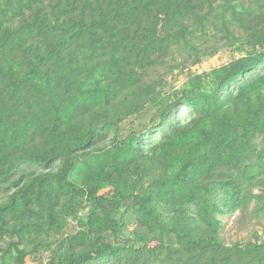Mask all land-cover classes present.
Segmentation results:
<instances>
[{
	"label": "trees",
	"instance_id": "obj_1",
	"mask_svg": "<svg viewBox=\"0 0 264 264\" xmlns=\"http://www.w3.org/2000/svg\"><path fill=\"white\" fill-rule=\"evenodd\" d=\"M235 214L264 217V0H0V264H264Z\"/></svg>",
	"mask_w": 264,
	"mask_h": 264
},
{
	"label": "rangeland",
	"instance_id": "obj_2",
	"mask_svg": "<svg viewBox=\"0 0 264 264\" xmlns=\"http://www.w3.org/2000/svg\"><path fill=\"white\" fill-rule=\"evenodd\" d=\"M231 55L228 52H223L220 55L207 60L203 64V68L209 69L214 66L228 62ZM259 221V222H258ZM225 234L229 240H241L250 238L255 231L264 233V217L262 219H251L250 221H242L238 214L232 215L225 219Z\"/></svg>",
	"mask_w": 264,
	"mask_h": 264
}]
</instances>
